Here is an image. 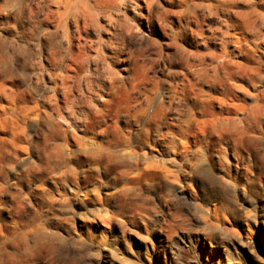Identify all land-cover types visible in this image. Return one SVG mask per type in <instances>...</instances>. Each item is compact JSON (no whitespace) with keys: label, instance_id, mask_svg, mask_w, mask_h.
<instances>
[{"label":"rangeland","instance_id":"rangeland-1","mask_svg":"<svg viewBox=\"0 0 264 264\" xmlns=\"http://www.w3.org/2000/svg\"><path fill=\"white\" fill-rule=\"evenodd\" d=\"M116 2L0 0V83L43 111L58 106L66 119L74 106L78 124L70 129L86 145L81 155L66 140L70 122L59 112L60 126L10 120L0 134V229L13 241L8 251L30 229L53 233L54 246L65 242L67 230L35 216L54 201L70 208L57 211L65 229L74 227L81 244L100 246L92 264H157L162 218L147 219L151 201L141 218L124 200L137 189L149 195V185H184L169 163L182 157L171 149L204 145L207 179L237 185L238 207L227 220L203 201L192 209L199 217L192 223L203 229L192 233L199 264H264V0H137L135 12L120 9L132 21L127 31L134 25L141 37L135 44L119 38ZM13 106L12 98L0 99L1 109ZM13 130L23 138L15 141ZM221 145L230 174L212 155ZM153 199L170 224L188 215L185 204L197 203L183 192L169 195L171 209Z\"/></svg>","mask_w":264,"mask_h":264},{"label":"clouds","instance_id":"clouds-1","mask_svg":"<svg viewBox=\"0 0 264 264\" xmlns=\"http://www.w3.org/2000/svg\"><path fill=\"white\" fill-rule=\"evenodd\" d=\"M129 7L135 12L138 7L137 0H117L113 11L121 20L115 26L122 29L119 35L121 40L131 38V42L135 44L139 42L141 37L136 35L134 25L132 32L127 31L128 26L132 25V21L120 11L121 8L127 9ZM114 59H119V52L114 54ZM85 120H87V116H85ZM143 131L146 133L148 129L145 128ZM130 135L139 139L142 133L135 131ZM260 135L264 137V129H260ZM176 140H179V137L173 138V142ZM171 151H178L182 157V159H170L169 163L174 166L177 177L183 175L184 185L174 187L173 184L168 183L162 185L158 191H153L152 186L149 185V195H145L144 192L137 189L133 195L124 200V205L132 210V215L139 212L141 218H144L145 213L142 208L144 204L151 201V214L147 216V219L157 223L156 217L162 218L161 237L158 240L161 246L158 252H155V245H153L154 254L158 256L157 264H199L192 233L203 231V229L197 228L192 223L193 220L199 219L192 209L198 207L199 201H203L214 209V214L218 220H227L229 216L234 217L238 207V201L235 197L237 185L231 183L230 179L225 181L223 177H217L214 181L207 179V173L212 165L209 164L210 155L206 151V146H197L195 149L173 147ZM212 155L219 156L225 166L224 170L230 174V168L227 167V150L221 145L219 149L213 151ZM117 192L126 195L121 189H117ZM178 192H183L197 203L185 204V207L188 208V215L182 219L175 217L170 224L168 217L162 211H158L153 196L171 209L173 202L169 200V195ZM179 199L183 200V197H179ZM55 204L54 201L48 205L42 204L40 211L36 212L35 216L41 223H47L49 227L60 231L67 230L68 236L65 242L54 246L50 242L53 233H48L47 229H30L29 233L26 234L27 238L16 244L13 251L9 252L6 245L13 243V241L5 236L3 230L0 229V237H3V241L0 242V264H92L93 260H100L99 252L93 251L94 247L100 246H94L87 241L81 244L79 233L75 231V228L65 229L64 224L60 223L62 217L57 215V211L66 212L70 211V208L61 207L57 209ZM80 227L83 230H89L87 224H81ZM180 232L187 235L179 237L177 234ZM113 239L115 240V237Z\"/></svg>","mask_w":264,"mask_h":264},{"label":"bare ground","instance_id":"bare-ground-1","mask_svg":"<svg viewBox=\"0 0 264 264\" xmlns=\"http://www.w3.org/2000/svg\"><path fill=\"white\" fill-rule=\"evenodd\" d=\"M64 82H63V86H65V79H63ZM66 89L67 87H64V100L66 102L70 101V97L68 96V92H66ZM8 90H5V84L2 82L0 83V99H2L3 97H7L8 99H13V103H14V106H13V109L11 112H8L7 110L5 109H1L0 107V134H7V130H9V122L11 119H13L15 121V123L17 125H20V124H23V125H26V123L28 122L29 119H34L35 122H40L42 121L44 118H47L49 121H51L52 124H57L58 126L59 125V121H63V122H66V123H69L70 122V126L67 127V129L65 130L64 134L66 136V140L70 141V140H74V142L77 144V146L79 147L80 150V154L81 155H84V152L85 151V148H86V145L85 143L78 137L75 136L74 133H72L71 129L72 127H76V125L78 124V122H75L74 120V111L72 109V107L74 106H69L67 107V111H68V119L64 118L63 116L60 115V111L62 109L58 108V106L56 107V109H52V111L48 112L46 111H43L41 110V106H39L38 104H34V105H31L29 103V101L25 98V96L23 94H18L16 92H11L10 95H8L9 93L7 92ZM71 102V101H70ZM52 105V104H51ZM50 105V106H51ZM68 105H69V102H68ZM67 105V106H68ZM45 108V107H43ZM64 109V110H65ZM66 111V112H67ZM59 112V118L57 119V122H56V118L55 116H53V114L56 115V113ZM88 118L87 120H85V123H84V127L85 128H88ZM81 124V123H80ZM55 125V126H57ZM53 125V133L54 135L56 136V133L57 131L59 132V128L58 126L56 127V129L58 128V130L56 131V129H54L55 127ZM12 138L15 140V141H18L20 139L23 138L22 134L20 135V133H17L15 132V130L12 131ZM1 141H4V139L0 138V143ZM63 147L64 146H61L60 147V150H63ZM151 168H155L152 166H150Z\"/></svg>","mask_w":264,"mask_h":264}]
</instances>
